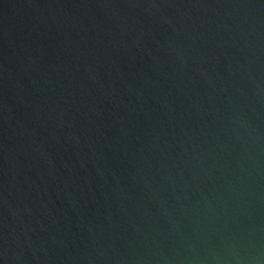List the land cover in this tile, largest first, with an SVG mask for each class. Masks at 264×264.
I'll list each match as a JSON object with an SVG mask.
<instances>
[{
    "label": "water",
    "instance_id": "water-1",
    "mask_svg": "<svg viewBox=\"0 0 264 264\" xmlns=\"http://www.w3.org/2000/svg\"><path fill=\"white\" fill-rule=\"evenodd\" d=\"M0 264H264V0H0Z\"/></svg>",
    "mask_w": 264,
    "mask_h": 264
}]
</instances>
